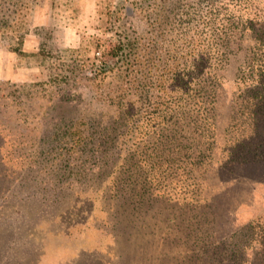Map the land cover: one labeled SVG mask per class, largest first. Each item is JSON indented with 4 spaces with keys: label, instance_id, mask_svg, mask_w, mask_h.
<instances>
[{
    "label": "rangeland",
    "instance_id": "rangeland-1",
    "mask_svg": "<svg viewBox=\"0 0 264 264\" xmlns=\"http://www.w3.org/2000/svg\"><path fill=\"white\" fill-rule=\"evenodd\" d=\"M174 7L162 0H0V264H55L62 259L68 260L64 264H148L145 259L132 262L129 245L116 244L110 193L104 191L112 160L98 175L63 179L67 154L48 153L42 139L47 130L59 129L61 149L76 135L82 141L71 164L78 167L84 158L89 159L85 164L92 163L88 149L98 146L99 137L107 139L121 101L117 91L124 78L110 73V43L126 36L142 37L150 45L151 53L138 51L143 57L141 85L154 83L151 96L144 95L133 109L145 112L155 100L170 119L174 108L168 105L176 110L181 99H168L177 94L167 78H159L166 55L160 57L156 46L163 40L159 25L166 14H174ZM245 48L220 66L222 88H217L216 105L210 106L224 136L233 121L246 123L237 113L240 107H263L257 95L264 93V83L250 88V52ZM125 50L129 54L128 44ZM256 59L263 63L261 55ZM240 98L243 104L235 105ZM123 138L127 149L125 141L132 138ZM232 167L229 160L218 171L199 172L198 193L203 201L214 192L231 190L226 205L229 199L233 205L241 203L222 218L218 231L236 234L232 242L241 239L243 244L250 237L241 226L264 219V161ZM146 239L150 234L140 236L141 245Z\"/></svg>",
    "mask_w": 264,
    "mask_h": 264
},
{
    "label": "trees",
    "instance_id": "trees-1",
    "mask_svg": "<svg viewBox=\"0 0 264 264\" xmlns=\"http://www.w3.org/2000/svg\"><path fill=\"white\" fill-rule=\"evenodd\" d=\"M162 1L175 4L174 14H166L165 22L159 25L163 40L156 46L160 57L166 55L165 60H160L164 73L159 78H167L177 94L168 99H181L176 110L168 105L174 108L171 118L166 119L160 111L162 103L155 100L145 112L133 109L143 103L144 95L151 96L154 83L148 88L141 85L144 71L140 53H151L150 45L142 37L131 40L126 36L110 43V73L120 72L124 78L117 91L121 101L117 114L110 119L112 127L107 139L99 137L98 146L88 149L94 155L92 163L85 164L89 159L84 158L80 166H73L71 160L82 139L71 134L60 149L56 138L61 131L56 128L47 130L42 139L44 150L67 154L70 162L65 159L62 164L63 179L98 175L106 170L109 158L112 160L110 181L104 191L110 193L116 244L129 245L132 262L145 259L148 264H264V219L241 226L250 241L233 243V235L218 231V224L241 202L233 205L229 199L226 205L225 195L231 196V190L213 191L203 201L198 193L201 171H218L229 160L233 169L238 162L252 165L264 161V93L257 95L259 103H263L262 111L253 104L247 110L246 105L240 107L237 113L246 123L233 121L226 136L220 132L210 107L217 103V88H222L220 66L243 50L246 42L249 47L245 49L250 52L249 86L253 89L264 83V0ZM257 45L263 49H256ZM259 55L263 63L257 64ZM204 91L205 97L201 93ZM242 101L245 100H236L235 105H242ZM99 133L98 129L96 135ZM123 136L132 138L125 141L127 149L121 143ZM85 153L82 151L81 156ZM162 228L165 230L160 233ZM142 234H150L143 245Z\"/></svg>",
    "mask_w": 264,
    "mask_h": 264
},
{
    "label": "crops",
    "instance_id": "crops-1",
    "mask_svg": "<svg viewBox=\"0 0 264 264\" xmlns=\"http://www.w3.org/2000/svg\"><path fill=\"white\" fill-rule=\"evenodd\" d=\"M71 259H69V261H70ZM68 260L67 259H62L61 261L59 260V262H54L55 264H64V263H66Z\"/></svg>",
    "mask_w": 264,
    "mask_h": 264
}]
</instances>
